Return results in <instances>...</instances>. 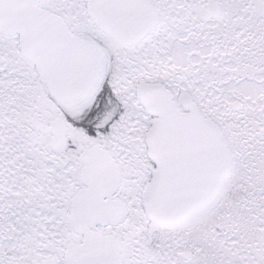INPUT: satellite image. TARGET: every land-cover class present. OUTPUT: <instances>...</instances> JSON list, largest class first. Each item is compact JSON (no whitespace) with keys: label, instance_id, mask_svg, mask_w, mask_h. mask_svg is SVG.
I'll use <instances>...</instances> for the list:
<instances>
[{"label":"snow or ice","instance_id":"obj_1","mask_svg":"<svg viewBox=\"0 0 264 264\" xmlns=\"http://www.w3.org/2000/svg\"><path fill=\"white\" fill-rule=\"evenodd\" d=\"M0 264H264V0H0Z\"/></svg>","mask_w":264,"mask_h":264}]
</instances>
